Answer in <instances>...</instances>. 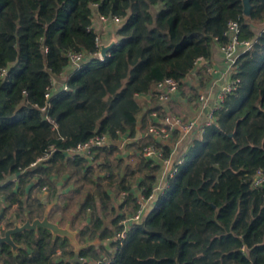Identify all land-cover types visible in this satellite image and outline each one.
I'll use <instances>...</instances> for the list:
<instances>
[{
  "label": "trees",
  "instance_id": "trees-1",
  "mask_svg": "<svg viewBox=\"0 0 264 264\" xmlns=\"http://www.w3.org/2000/svg\"><path fill=\"white\" fill-rule=\"evenodd\" d=\"M250 3L245 15L242 0H0V233L41 217L46 192L47 201L57 197L49 218L69 222L78 243L91 242L75 252L66 237L25 229L12 235L15 251L0 245V264H264V0ZM95 15L121 20L103 60ZM231 20L252 41L234 64L236 86L192 139L153 211L125 228L121 220L139 207L136 190L151 195L160 168L143 146L171 150L147 135L130 143L129 162L115 142L137 133L139 95L149 94L148 111L162 117L159 81L181 87L197 68L203 79L196 60L227 41ZM71 53L83 62L66 89L46 97ZM198 95L191 87L190 97ZM95 134L111 142L92 159L64 151Z\"/></svg>",
  "mask_w": 264,
  "mask_h": 264
},
{
  "label": "crops",
  "instance_id": "crops-1",
  "mask_svg": "<svg viewBox=\"0 0 264 264\" xmlns=\"http://www.w3.org/2000/svg\"><path fill=\"white\" fill-rule=\"evenodd\" d=\"M93 28L95 29L97 35L101 37L102 42L107 43L111 39L112 35L115 34L117 25L109 21L102 22L98 19L97 15H95L93 19ZM207 64L212 65L217 69L218 73H216L215 77H218L219 71L222 72V74L215 81L213 80L214 76H209L204 69ZM199 67L203 70V79L200 80V77L197 75L198 68L193 70V72L187 75V77L183 80L182 86L178 87L177 91L170 95L168 100L163 104L167 113L181 116L184 119L195 120V128L190 134L184 136H181L177 131L173 132L172 135L164 141L171 150V156L169 162H163L161 159L156 160V162L160 165L159 170L156 172V184H158L159 187H163L165 185L168 171L184 153H187L192 139L201 135L202 128L207 121L208 112L217 102V93H219L221 88L231 80V73L233 70H231V67L225 61L217 43L212 47L210 59L201 61ZM75 68L76 66L70 63L59 76L54 77L52 93H57L63 89L67 77L75 70ZM191 87L197 88L199 95H207V99L204 102H201L199 100V95L196 98H191ZM139 99L142 102L143 111L138 117L137 133L133 138L124 137L122 140L115 142L119 149L118 155L123 157L125 160H129V162L134 160L132 152H135V148L131 147L130 143L136 142V140L140 139L141 137H145L144 133L146 132V129L149 127V125H151L153 122H159V117H154L148 111L151 106L150 95H139ZM110 142L111 140H109L107 145H109ZM54 180L58 183V185H60L57 178H54ZM59 192H61L60 186ZM136 192L139 197L141 194L140 191L137 189ZM159 193L160 190L157 189L152 198L146 199L144 201L145 206L142 212V218L146 217L153 211ZM43 200L45 201L43 214L41 217L36 218H42L46 212L49 218L50 211L57 202V197H55L52 201H47L45 192ZM49 220L51 219L49 218ZM51 221L57 222L59 224L57 220ZM65 225H69L70 229L77 232L76 229L71 228L69 222H65L64 226Z\"/></svg>",
  "mask_w": 264,
  "mask_h": 264
},
{
  "label": "built area",
  "instance_id": "built-area-1",
  "mask_svg": "<svg viewBox=\"0 0 264 264\" xmlns=\"http://www.w3.org/2000/svg\"><path fill=\"white\" fill-rule=\"evenodd\" d=\"M98 19L102 22H113L115 24H120L121 20L119 17L113 16V17H106V16H98ZM225 35L227 36V41L223 45H219L220 50L223 54V57L225 61L228 63V65L231 67V70L234 68V64L236 62V59L238 56L243 53L244 51L248 50L251 45L252 41L250 40H243L240 38V28L239 24L236 20H231L227 24V29L225 31ZM97 44L100 45L102 42V39L99 35L96 37ZM100 50V48H99ZM109 53H107L108 56ZM100 60H103L100 56L99 51L96 54ZM72 64H74L76 67H79L80 64L83 62V54L82 53H71L69 55ZM205 60L202 57H199L196 60V67L199 66L200 62ZM205 71L209 76H214V81L222 74L221 71H219L218 77L216 76V73H218L217 69L214 68L212 65L207 64L205 67ZM4 74V71L1 73ZM236 79L230 80L229 83L225 84L219 93H217V102L214 104V106L209 110L207 121L205 124L210 123V121L213 118V111L215 108L218 107L219 102L222 100L223 96L226 93H229L235 86H236ZM67 87L64 86L63 89H66ZM178 89V83L173 78L166 77L163 80L159 81L156 84L155 90H156V101L157 104L163 105L164 102H166L170 95L175 93ZM52 95V91L49 90L46 93V97H49ZM207 99V95L201 94L199 95V100L201 102H204ZM152 100H151V106L152 107ZM151 114L154 117H158L156 111H151ZM159 122L152 123L149 125V127L146 129V132L144 133V136L152 135L158 142L165 141L168 139L173 132H178L181 136L190 134L193 129L195 128V120L193 119H184L181 116L166 113L162 117H159ZM204 124V125H205ZM55 126V125H54ZM109 136L107 134H95L88 138L87 140L80 142L76 144L73 147L67 148L64 151L69 155L74 154H82L86 156L87 158L91 159L92 155L91 152L95 147L99 146H105L109 142ZM53 149L51 150L52 153ZM141 154L143 157L147 159L157 160L161 159L163 162H169L171 151L168 156L164 155V150L162 146L156 145L154 142L147 143L143 146L141 150ZM186 153H184L179 160H177L170 168L166 175V183L163 187H159L158 184L155 183L153 192L148 197H143L142 194L138 197V204L139 207L137 211L128 217H125L121 220V223L124 225L125 228H130L133 223L139 222L142 219V212L145 206V200L150 199L155 194L156 190L159 189L160 193L163 192L164 188L167 186V179L169 177H172L178 170V166L184 161ZM49 154L47 153L43 159L48 158ZM262 178L258 177L254 180V184L257 185L261 182ZM159 193V194H160ZM124 237V229L118 233H116L115 238L116 239H122ZM99 264V263H97Z\"/></svg>",
  "mask_w": 264,
  "mask_h": 264
},
{
  "label": "water",
  "instance_id": "water-1",
  "mask_svg": "<svg viewBox=\"0 0 264 264\" xmlns=\"http://www.w3.org/2000/svg\"><path fill=\"white\" fill-rule=\"evenodd\" d=\"M243 1V12L245 15H248L250 13L251 9V3L250 0H242ZM118 38L115 34L112 35L111 39L107 43H101L99 45V53L102 59H105L107 57L108 51H110L113 46L117 43ZM38 227L40 228H46L53 235H58L62 237H66L70 244L74 247L75 252H78L82 247H85L88 244H91V242L80 244L77 242L76 234L77 232L75 230L70 229L69 225L60 226L57 222H53L49 220L47 212L44 213V216L42 218H34L30 220L29 218H26V220L21 224H14L12 227L6 229L3 233H0V245L3 243L8 244L11 246L12 250L15 251L18 248V245L15 244L13 241L12 235L23 231L25 229L30 230H36ZM77 256V255H76Z\"/></svg>",
  "mask_w": 264,
  "mask_h": 264
},
{
  "label": "rangeland",
  "instance_id": "rangeland-1",
  "mask_svg": "<svg viewBox=\"0 0 264 264\" xmlns=\"http://www.w3.org/2000/svg\"><path fill=\"white\" fill-rule=\"evenodd\" d=\"M116 25H117V24H116ZM60 226H62V227H63V226H64V224H63V225H60Z\"/></svg>",
  "mask_w": 264,
  "mask_h": 264
}]
</instances>
